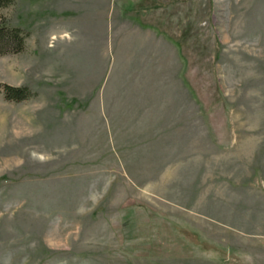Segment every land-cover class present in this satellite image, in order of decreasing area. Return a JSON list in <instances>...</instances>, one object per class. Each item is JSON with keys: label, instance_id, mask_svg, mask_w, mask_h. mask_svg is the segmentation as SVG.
<instances>
[{"label": "rangeland", "instance_id": "obj_1", "mask_svg": "<svg viewBox=\"0 0 264 264\" xmlns=\"http://www.w3.org/2000/svg\"><path fill=\"white\" fill-rule=\"evenodd\" d=\"M107 1L0 7V264H264V0Z\"/></svg>", "mask_w": 264, "mask_h": 264}, {"label": "crops", "instance_id": "obj_2", "mask_svg": "<svg viewBox=\"0 0 264 264\" xmlns=\"http://www.w3.org/2000/svg\"><path fill=\"white\" fill-rule=\"evenodd\" d=\"M122 10H115L114 8V0L107 1V11L105 13V17L109 19H114L115 14L117 17V21L120 20H128L131 22V26L133 30L139 31L140 33L146 36L145 39L153 38V52L155 50V35L161 37V30L155 25H151L149 23H145L151 16L154 17L156 13V9L160 10V8L155 7V0H122ZM143 23H138L142 22ZM133 22V23H132ZM147 22V21H146ZM160 39V38H159ZM146 43V42H145ZM150 41L146 43L149 45Z\"/></svg>", "mask_w": 264, "mask_h": 264}, {"label": "trees", "instance_id": "obj_3", "mask_svg": "<svg viewBox=\"0 0 264 264\" xmlns=\"http://www.w3.org/2000/svg\"><path fill=\"white\" fill-rule=\"evenodd\" d=\"M11 3V0H0V7ZM26 35L18 28H10L4 23H0V56L6 54H15L23 50ZM7 99L21 101L27 97L23 89L7 88L5 92Z\"/></svg>", "mask_w": 264, "mask_h": 264}]
</instances>
